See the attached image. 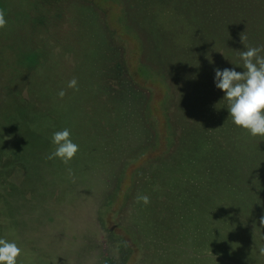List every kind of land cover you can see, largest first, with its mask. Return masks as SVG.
I'll use <instances>...</instances> for the list:
<instances>
[{"label":"rangeland","instance_id":"1","mask_svg":"<svg viewBox=\"0 0 264 264\" xmlns=\"http://www.w3.org/2000/svg\"><path fill=\"white\" fill-rule=\"evenodd\" d=\"M49 1L55 0H11V5H34L43 10ZM159 1L164 2L66 0L71 4L59 11L61 20L53 14L47 16L52 22L41 31L27 22L22 27L15 22L0 29V44L8 46L0 57L6 65L0 68V100L5 105L1 111L10 120L8 131L14 130L0 144L12 154L9 158L0 151L2 165L7 178L13 179L10 183L28 188L23 189L25 198L38 204L37 213L53 215L49 219L56 237L73 240L72 247L57 249L63 263H69L62 256L68 250L77 253L80 262L117 263L116 256L124 249L106 244L116 236L126 242L129 255L135 257L130 260L136 264H217L201 255L209 244L202 226L219 227L216 186L205 183L217 172L199 158L192 164L191 158L205 152L214 159L224 144L216 136L219 128L215 114L211 116L212 104H208L216 94L208 96L200 89L203 75L196 69L201 62L205 67L213 64V71L219 68L218 42L204 27L207 41L197 38L189 43V47L195 46L188 54L183 49L174 53L171 46L176 41L166 30L161 40L168 43V49L159 45L163 50H156L157 31L150 30L149 20L153 4ZM59 7L53 3L50 13ZM180 10L182 15L189 12L186 6ZM19 12L15 10L14 17L20 18ZM188 23L186 20L189 32ZM201 46L207 48L204 59L198 53ZM34 54L36 58L30 62ZM118 59L125 67L116 74L110 67ZM227 60L233 58L220 59L221 68ZM142 64L159 70L163 77H140L136 70ZM73 78L78 90L68 88ZM114 82L124 84L135 95L133 100L119 98ZM61 90L66 93L63 99L58 95ZM65 128L79 147L68 165L58 158L47 159L55 148L53 134ZM208 170L211 172L205 173ZM104 172L109 178L103 190ZM98 181L99 193L93 194L90 187ZM33 184L37 196L29 188ZM9 189L5 183V191ZM20 191L16 188L10 195ZM108 195L110 204L105 200ZM142 195L149 197L147 205L137 202ZM102 202L105 205L98 212L103 225H80L74 219L71 207L75 213H83ZM11 216L0 212V229ZM18 221L24 235L31 238L28 218ZM254 221L257 223L251 218L252 229L258 230ZM131 230L138 236L137 247L130 241Z\"/></svg>","mask_w":264,"mask_h":264},{"label":"trees","instance_id":"2","mask_svg":"<svg viewBox=\"0 0 264 264\" xmlns=\"http://www.w3.org/2000/svg\"><path fill=\"white\" fill-rule=\"evenodd\" d=\"M163 1L164 2L159 1L158 4H153L155 8L151 11L152 18L149 20L152 28L149 29L153 32L157 31L158 43L155 46L156 50L162 47L167 51L168 43L161 40L165 35L164 32L167 30V33L174 38L172 40H174V42L176 41L171 46L172 52L179 53L181 49H183L186 51L185 54H188L195 46L189 47L191 41L198 38L200 41L205 42L209 39V37H206L207 33L202 30L205 27L209 33L215 34L214 36L218 42L216 56L219 58V69L234 68L238 72H243V62L240 58L239 51L246 49H244V45L241 42V34L244 33L247 36V40L244 42L245 45L251 47L264 46V0ZM53 3L59 4L60 7L57 11L50 13V11L53 10L51 8ZM65 4H67L66 8H69L71 3H66V0H60V2L59 0H55L50 3L45 2V6H42L43 10H41L34 5H28L23 8L24 5L16 6L13 4L14 7H12L11 0H0V11H3L5 14V19L7 21L6 25L19 22L18 27H22L23 23L27 22L26 25L31 24L33 28H37L38 26V30L41 31L47 28L46 26L52 22L47 19V16L53 14L52 17H57L58 21L61 20V13L59 14V11L64 9ZM185 6L189 12L182 15L183 13L180 9H184ZM148 9L149 8H146L145 10ZM15 10L21 12L20 18L18 16L14 17ZM166 11L168 13H166ZM95 20L97 22L98 19ZM186 20L189 22V32L186 30ZM196 20H199L198 26L195 24L197 22ZM160 34L163 36H160ZM159 45H161V47ZM6 48H8V46L6 47L4 43L0 44V57L2 53L7 51ZM206 52L207 48L201 46L198 50L199 57L204 59ZM183 53L184 52L181 54ZM169 55L171 54L169 53ZM260 55L264 56V51H262ZM224 56H231L233 61L229 62L227 60V62L224 63L225 66L221 68L220 59H223ZM35 58L36 55L30 59V62ZM2 64L3 62L0 61V68L2 66L4 69L6 65ZM124 67L125 66H123L120 60H113V65L110 67V70L119 74ZM189 69L190 67H188L186 71L184 70L186 76L188 75ZM196 69L199 72L201 71L203 75L200 89L203 92H207L208 96L210 92L216 94V96H212L208 104H212L214 111L212 110L213 114H211V116L215 114V119L217 120V126L219 128L216 136L220 141L224 142L222 150L218 151V157H214V159L208 158L205 152L200 156H195L194 154L192 156L194 158H191L192 164L195 165L199 158L200 162L202 161L204 165L213 166L215 168L214 171L217 172L216 177L214 174H210L209 180H206L205 183L206 185L209 184V187L210 185L216 186L219 208L215 213V217L219 221L217 224L219 227L213 228L212 225L206 226V223L202 226V230L206 233V236L204 233L203 236L205 240L209 242L208 247L203 249L201 253L202 258H209L210 260L215 259L217 264H264V256H261L259 252V248L264 246V227L259 224L260 217L264 216V205H261V203L264 204V137H252L249 132L236 126L229 118L230 113L227 110V102L222 101L224 93L215 86V71H213V64L211 65L209 63V65L205 67L203 62H201L198 63ZM136 71L140 77L146 80H151V78L154 80V78L158 79L163 77L162 74H159V70L151 69L144 64L137 68ZM192 74L195 73L192 71ZM162 84L166 87L164 81H162ZM116 86L119 90V98L133 100L135 95L129 93L124 84L119 83L116 84ZM2 105H4V102L0 100V144L4 143L5 135L8 138L9 134L14 131H8L10 127L8 123L10 120L3 116L1 110L5 105L3 107ZM21 125L22 124H20V126ZM17 127L18 126H15V128ZM168 140H170V138H168ZM168 140L164 144L166 147L169 142ZM205 148H209L207 144ZM0 151H4L6 157H8L9 154L4 147H0ZM0 154L2 153L0 152ZM11 156L9 155V158H11ZM2 164L0 156V212L7 214L10 212L12 216L10 217L11 220H4L6 224L1 227V229H4H0V238L6 239L9 242H15L22 250V254L18 257L17 264H66L59 260L57 249L60 247L66 250V248L72 247L73 240L59 239L56 237V234H54L55 230L52 227L53 222L49 219L53 218V215H49V213L45 212L37 213L35 206L38 204L34 202V204H32V201H27L25 198L24 190L28 188H20L23 187V185L18 187L16 183H10L13 179H9L10 177L7 178L6 171ZM19 167L20 166H18V168ZM19 170L21 171L22 169L19 168ZM210 172L211 170L205 171V173ZM104 173L106 179L103 181V185H105L103 190L106 189L107 180L109 178L108 173ZM5 183L10 187L7 192L5 191ZM99 185L100 183L98 181L97 185L90 187V192L93 194L94 192L99 193L97 191ZM212 186L210 190H212ZM16 188L21 189L20 194L17 193V195L13 194L11 196V192ZM29 188L31 193L37 196L35 185H30ZM9 195L10 197L8 198ZM110 198L109 195L106 197L105 200L107 203L110 201ZM110 203L111 202L108 204ZM255 203H258L259 207L255 205ZM26 205H29L30 208L25 209ZM104 205L105 202H102L99 207H97L98 205L91 207V211L89 210L83 213H75L73 210L74 207H71V212L72 214H76L75 216L73 215V217L80 225L98 224V226H101L103 225L102 215L100 211L98 212V209H101ZM33 215L35 217H33ZM20 218H28L29 230L33 234L29 239L24 235L26 234L24 229L22 230V228L18 226L20 222L18 220H20ZM251 218L257 221V223L254 221V223L259 225L257 228L258 230L255 228L252 229L250 223ZM43 219L49 220L48 222H44ZM19 230L21 231L20 236L17 234V232H20ZM36 230L39 231L36 232ZM131 232L132 234L129 235L130 241L132 245L136 246L138 245V236L132 230ZM120 239L121 237L111 236L106 240V244L108 246L111 245V248L116 245V248H119V250L124 249L123 252L117 254V263L115 264H136L135 261L131 262L130 260L135 257L129 255L128 245L125 241ZM238 243L241 245L237 247L238 249H234L235 245ZM69 251L70 250L66 252L62 251V256L66 257L69 263L91 264L88 260H82L83 262L77 261L78 257L76 255L78 254H71ZM207 253L210 255L207 256ZM191 254L193 255V253Z\"/></svg>","mask_w":264,"mask_h":264},{"label":"clouds","instance_id":"3","mask_svg":"<svg viewBox=\"0 0 264 264\" xmlns=\"http://www.w3.org/2000/svg\"><path fill=\"white\" fill-rule=\"evenodd\" d=\"M6 24L5 14L0 11V29L5 28ZM246 40L247 36L242 33L241 42L246 50L239 52L244 71L238 72L234 68L223 70L216 68L215 86L224 93L222 101L227 102L229 118L233 123L249 132L252 137H264V56L260 55L264 51V46H247L244 43ZM68 88L78 90L76 78L68 82ZM58 95L63 99L66 93L61 90ZM52 143L55 148L47 159L58 158L65 165L70 164L79 151L78 145L70 139V131L67 128L55 132ZM68 171L71 175L70 168ZM140 201L147 205L149 197L137 196V202ZM259 224L264 227V216L260 217ZM259 252L261 256H264V246L259 248ZM21 254L22 250L15 242L0 238V264H17Z\"/></svg>","mask_w":264,"mask_h":264}]
</instances>
